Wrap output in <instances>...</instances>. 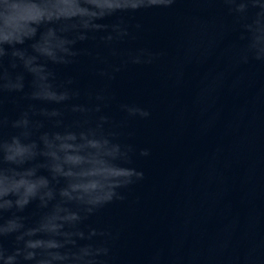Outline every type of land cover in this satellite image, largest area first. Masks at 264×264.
<instances>
[{
    "label": "water",
    "instance_id": "water-1",
    "mask_svg": "<svg viewBox=\"0 0 264 264\" xmlns=\"http://www.w3.org/2000/svg\"><path fill=\"white\" fill-rule=\"evenodd\" d=\"M125 14L131 38L109 41L110 28L89 30L76 40L70 63L42 60L52 86L77 95L61 103L35 98L27 73L22 91L0 90V137L13 134L11 122L27 111L39 125L32 135L38 143L43 133L99 125L114 142L132 147L100 164L112 175L135 169L143 178L125 190L124 200L86 221L114 233L108 264H264V62L251 55L240 61L246 21H238L223 0H175ZM31 43L21 47L30 50ZM139 49L154 54L150 63L131 62ZM12 61L10 50L0 57L5 76L23 72ZM122 105L149 115H130ZM142 149L149 154L140 155ZM46 160L38 156L32 163ZM64 183L53 181L56 188ZM46 211L34 201L23 212L25 224L37 226ZM14 245L12 236L0 237V247Z\"/></svg>",
    "mask_w": 264,
    "mask_h": 264
},
{
    "label": "clouds",
    "instance_id": "clouds-1",
    "mask_svg": "<svg viewBox=\"0 0 264 264\" xmlns=\"http://www.w3.org/2000/svg\"><path fill=\"white\" fill-rule=\"evenodd\" d=\"M174 3L175 0H25L22 4L19 0H0V57L10 50L11 67L23 70L11 76L0 72V90L22 91L23 73H27L33 79L35 98L64 102L70 94L78 92L54 88L52 73L42 60L70 63L76 54V40L85 39L89 30L110 28L105 37L109 41L131 38L125 10L132 13L145 6L168 7ZM223 3L238 21H246L243 27L248 34L247 46L240 61L246 63L251 55L264 62V0H223ZM249 9L253 10L250 16ZM109 17L118 19L110 26L100 23ZM65 21L69 23H62ZM134 27L138 29L140 25ZM25 41H32L30 50L21 47ZM153 56L150 51L139 49L129 59L132 63H150ZM101 75L111 78V73L102 71ZM74 107L84 110L82 106ZM122 108L130 115H149L147 110L136 106L122 105ZM38 126L23 111L11 122L15 132L7 138L0 137V237L12 236L15 240L10 249L0 247V264H108L114 233L86 221L114 201L124 200L125 190L143 178V171L135 169L112 175L100 164L102 158L128 155L132 147L114 142L112 134L104 133L99 125L79 133H43L38 143L32 138ZM81 149H87V154H71ZM148 154L147 149L140 151L142 156ZM38 156L47 160L34 166L32 162ZM85 163L92 165L88 171H74ZM61 180L64 185L54 187L53 181ZM34 201L47 211L37 226H27L23 212ZM69 202L78 207H68ZM41 232L49 233L50 238H40Z\"/></svg>",
    "mask_w": 264,
    "mask_h": 264
}]
</instances>
